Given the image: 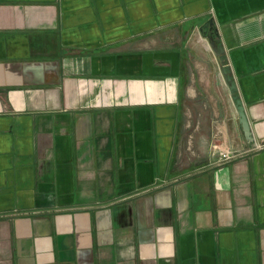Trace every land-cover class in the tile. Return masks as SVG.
Instances as JSON below:
<instances>
[{"label":"crops","instance_id":"obj_1","mask_svg":"<svg viewBox=\"0 0 264 264\" xmlns=\"http://www.w3.org/2000/svg\"><path fill=\"white\" fill-rule=\"evenodd\" d=\"M257 144L264 0H0V264H264Z\"/></svg>","mask_w":264,"mask_h":264},{"label":"water","instance_id":"obj_2","mask_svg":"<svg viewBox=\"0 0 264 264\" xmlns=\"http://www.w3.org/2000/svg\"><path fill=\"white\" fill-rule=\"evenodd\" d=\"M211 45L214 47V50L216 51V53L220 56L222 60V72L225 76L226 82L228 83L230 87V91L236 101V105H237V109H238V113L240 117V126L245 136L249 140H253L251 126H250L248 117L246 115L245 106L243 104V101L238 94V86H237L236 80L234 79V76L232 74L229 64L225 62L226 57H225L224 47L221 44H219V46H216L215 40H211Z\"/></svg>","mask_w":264,"mask_h":264},{"label":"rangeland","instance_id":"obj_3","mask_svg":"<svg viewBox=\"0 0 264 264\" xmlns=\"http://www.w3.org/2000/svg\"><path fill=\"white\" fill-rule=\"evenodd\" d=\"M195 109H193V106L189 107V110L186 115L187 123H190V126H188V130L190 131L193 129V121L200 120L202 112L200 110H197V105L194 104Z\"/></svg>","mask_w":264,"mask_h":264},{"label":"built area","instance_id":"obj_4","mask_svg":"<svg viewBox=\"0 0 264 264\" xmlns=\"http://www.w3.org/2000/svg\"><path fill=\"white\" fill-rule=\"evenodd\" d=\"M263 147H264L263 144H257V146L255 148H259L260 149V148H263ZM232 156H233V153H230V152L229 153L227 152V153L224 154L225 158H230Z\"/></svg>","mask_w":264,"mask_h":264}]
</instances>
